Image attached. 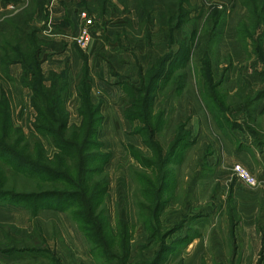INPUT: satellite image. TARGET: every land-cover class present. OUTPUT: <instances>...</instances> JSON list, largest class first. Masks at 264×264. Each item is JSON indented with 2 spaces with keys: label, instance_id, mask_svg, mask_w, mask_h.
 Returning a JSON list of instances; mask_svg holds the SVG:
<instances>
[{
  "label": "rangeland",
  "instance_id": "374dc122",
  "mask_svg": "<svg viewBox=\"0 0 264 264\" xmlns=\"http://www.w3.org/2000/svg\"><path fill=\"white\" fill-rule=\"evenodd\" d=\"M41 1L42 0H23L17 7L9 9L8 11L4 10L5 12H3V14L0 13V45L5 38L11 40V37H14L15 34L17 35L14 29L8 30L10 28H6V30H4L5 27H13V25L16 24L20 29L17 35L19 43L20 45H24L28 41L30 32L34 27L37 28L38 26L36 25L37 15L40 14L41 16H39L41 19L42 17L46 20L49 19L51 11L46 4L48 0H44V5L39 4ZM97 1L100 7L103 8L107 0ZM122 1H124V3L127 2V9H129V6L132 4L136 6V9H139L136 4H141L145 0ZM169 1L171 3V1L174 2L175 0H164V3L169 4ZM233 3L234 0H230L229 2L224 0H189L184 4L188 16L190 15V17L194 19V21L186 23L193 25L196 30L193 39L194 53L190 52V60L178 64L181 68L173 74L174 76L180 75L186 70V67L189 66V70L193 74V80L188 85L189 88L191 86V95H187V86H184V90L179 95H173V92L171 94L170 90L167 88L163 89V99L161 102L164 101L163 107L166 106L165 109L169 106L170 118L172 117V122H175L173 131L179 122H187L186 127L191 131L190 140H192V142L188 145L182 144L180 146V158L175 163L174 167H171L172 176L169 175V186L162 193V198L167 199L163 207V212L167 209V211L164 212V219L167 220V223H163L164 225L161 233L165 232V229L178 224L177 226H180V230L171 234V236L169 235L166 241L168 243L175 242V240L182 236L190 240L189 242L186 241L185 246L184 244L179 245L176 252L170 256L169 261L173 259V261L179 262V259H181L183 264H264V160L260 157V154H264V26L258 25L255 21H250L252 17H250L248 9L241 4H235L233 10H231ZM212 5H226L231 10L226 19L228 22L227 29L223 33V36L218 38L214 44L210 43V32L213 26V20L210 18V12L212 10L210 6ZM152 6L160 7L159 5ZM143 7H141V9L145 11ZM86 11L89 14L91 9H86ZM152 12L147 16L145 15V24L151 20L150 17L158 20V13L156 11ZM168 13L170 14V12ZM152 15H155V17ZM256 24L258 25V29H254V38L256 42L253 41L254 39H246V47L242 46V44L238 42L236 36L237 29L240 28L243 34L249 32L253 33V28H255ZM58 25L59 24L56 26ZM51 30L54 29L52 28ZM5 31L7 32L6 34H4ZM230 31H232L233 40L235 41L234 45L236 44L238 50H234V46L226 48V36ZM43 45L44 43L39 47ZM20 50V52H26L29 49H25L24 47ZM207 51L211 53V55H209L210 64L208 68L212 77L205 81L203 75L205 74L204 67L207 68V66L204 65ZM236 52H238V54H236ZM7 55L12 56V54ZM43 55L41 51L37 54V59L39 61L41 60V62L43 58H47L46 54ZM55 58L61 62V65L57 60L56 63L49 61L44 65L61 67L69 64L71 68L75 66L72 56L66 55ZM41 65L43 66V63H41ZM206 83L209 89L219 83V86L215 87H217L219 91L220 95L217 94V96L218 99L222 101L221 104L225 108L224 112H218L217 115H213L210 113V109L208 110L206 104L201 101L200 92L204 84L206 86ZM167 86L170 89L172 88V85L169 83ZM2 87L0 83V89H2ZM5 89L6 88H4V91ZM167 97H170V100L167 99ZM12 100L13 102H10L13 125L16 128H21L24 135L28 137L30 134H28L24 128L17 125L18 104L14 99ZM167 101L169 102L168 105L166 103ZM164 119L165 123L162 126L163 130L158 132L155 136L152 134L151 137H155V141L160 144L162 152L165 155V151L172 140L173 133H171L172 129L169 127V119L167 117ZM218 120L220 121L221 130H225V136L228 138V141H231L234 147H232L233 150H230L229 157L227 158H225L224 154H221V157L219 155L220 151L222 152L223 149L219 140L220 136L217 133L218 128L213 123L215 122L218 124ZM172 122L170 125H172ZM140 127H142V122L136 126V129ZM148 135L149 134H147V137ZM238 136L245 138L244 140L250 143V145L247 143L240 144ZM41 141L43 143V140ZM20 147L23 148V146ZM44 147L46 148L45 145ZM1 148L2 147H0V149ZM235 149L238 151H248L252 154L253 165L250 166V168L246 167L241 162H237L239 159L238 157L232 159L233 155H237ZM18 150L24 155L27 154V152L22 149L18 148ZM46 151L50 158L57 152V150L51 146L46 148ZM215 154L217 155L214 156ZM16 155H19V158L18 156H14L15 160L24 163V161L20 159L22 156L20 154ZM213 157L215 159L218 158V161ZM208 160H211L213 163L210 161L208 162ZM125 163L126 162L123 161L121 162V164ZM238 163L244 165L257 178L258 184L256 186L245 185L237 178L233 168ZM4 168L6 174L3 175L4 178H0V182L8 192H27L37 189L33 181L27 183L26 179L17 177L13 175L12 172H9V170H7L10 169L9 167L4 166ZM124 168L125 166H120L112 169L113 185L111 183V186L110 184L107 186V191L109 190V192L112 193V199L109 208L107 205L106 207L112 219L115 208L119 210L117 200L119 204L126 206L129 203L127 202L125 204L123 200L125 196L123 193L127 196L131 186L137 187V183L135 182L128 186L125 191H122L123 193L117 190L119 188H117L119 185L117 183V177L122 176L121 172ZM158 177V175L152 177L155 180L154 188H157L159 184ZM2 180H5V182ZM21 182L26 183L23 184ZM237 182H240V184H238L240 190L243 192L241 197H243L248 204L256 203L255 226L248 225L249 223L246 221V218L249 217V215L243 214L239 209L240 206L238 207V197L236 196ZM47 187L52 188L50 184L45 183H42L39 188L43 189ZM134 192L135 187L131 188L132 195ZM245 192L248 194H245ZM130 199L135 202L134 195ZM129 202L132 203L131 201ZM170 203L171 206L169 205ZM131 205L132 204L128 205L127 208H130ZM10 210L13 212L17 211L12 207ZM132 210L133 219H135V217L138 216L137 211L135 210L134 212V207ZM206 210L210 213H204ZM66 216L72 223L70 231L73 236L71 239L73 244L69 242L70 239H67V241L64 240L61 228L55 219L46 221L41 213L36 216L34 220L30 216V221L26 213H19V225L14 226L19 229L18 236L28 235V228L32 229V234L36 228H38L37 235L34 236L35 239H27V242L31 244V241L40 240L41 242L36 245V248L42 249L47 247L50 251L43 255H34L33 253L24 255L18 254L19 257L10 262L4 261L0 255V264H80V261H83L80 258L84 259V263L81 264H101L102 261L104 262V254L103 257L100 254L102 251L96 250V255L91 252V247L89 246H93V241L95 240L89 237L87 242L84 238H87V233L78 223L72 220L68 212ZM136 218L138 219V217ZM22 220H27V223L24 222L25 224L21 225L20 223ZM234 221L236 222L233 226L232 223ZM153 225L159 228L158 224H155V222ZM112 228L111 231L115 235L116 232ZM136 228L137 227L134 226L135 235L137 233ZM94 231L97 232V228H95ZM4 232H8L11 237L15 236L10 228L2 227L0 229V246H12V244L10 245L7 241ZM63 232H65L67 238H69L68 234L70 233L68 231ZM135 237H133L134 240H137ZM192 241L194 242L193 245H190L185 252L184 249L191 244ZM115 242L116 247H118L116 238ZM138 242L139 240L134 242V245L136 246ZM152 242L158 244L159 241L154 240L151 241V243ZM202 243L203 245H201ZM56 250H58L64 261H62ZM149 252L151 253L146 252V254L148 253V256L152 255V250H149ZM4 258H7V256ZM172 262L170 264H172Z\"/></svg>",
  "mask_w": 264,
  "mask_h": 264
},
{
  "label": "trees",
  "instance_id": "16d2710c",
  "mask_svg": "<svg viewBox=\"0 0 264 264\" xmlns=\"http://www.w3.org/2000/svg\"><path fill=\"white\" fill-rule=\"evenodd\" d=\"M3 1L6 4L12 3L15 7L23 2V0ZM188 1L175 0L171 3L169 1L167 4L164 3V0H145L141 3L142 5L136 4L139 9L144 6L146 16L155 9L152 5H159L160 7L156 8L158 9L157 21L161 25L169 27L170 42L175 43L177 41L179 45L177 53L169 52L157 58L146 73L142 75L140 87L134 85L126 87L130 97V108L126 110V117L132 122H142L144 128L140 127L138 130L142 128L141 130L145 134V143L153 152L152 156H148L137 148L132 151V154L142 165L140 170L134 169L132 172L134 181L137 183L133 194L134 205L139 222L142 221L141 223L145 225L149 237L153 241L158 240V244L152 242L138 245L135 249L132 248L131 241L134 237L135 226L132 216L128 220L118 217L115 235L111 231V217L105 203L108 174L104 168V163L109 155L100 150L102 144L96 138V132L103 121V115L100 106L91 100V83L88 81L87 72H84V76L77 87L81 98L80 113L83 120L80 126H69V112L66 108L68 78L64 72L51 71L45 74L41 60L37 59V54L40 53L42 47H39L41 44L44 43V45L55 49L60 44H56V41L53 40L41 38L38 34V28L34 27L28 35V41L24 45H20L17 37L20 29L16 24L4 29H14L17 35L11 37V40L5 38L0 45V66L3 75H6L8 74V67L12 64L17 62L23 64L21 83L32 91L31 103L36 110L37 117L34 122L35 131L32 130L30 135L26 137L21 128L14 127L11 118V102L7 94L3 92L0 99V147H2L0 149V178L6 174L4 166H7L11 169L7 170L13 175L26 179L27 183L33 181L37 189L27 192H8L0 182V208L21 207L28 210L33 219L41 214L44 209L68 212L72 220L87 233V240L89 237L95 240L93 246H90L91 252L96 255V250L102 251L100 253L102 257L104 254V262L102 261V263L105 264H170L173 261V259L169 261L170 256L176 252L179 245L184 244L185 246L186 241L189 242L190 239L182 236L175 242L168 243L166 241L169 235L171 236L180 230L178 224L161 233L164 224L160 216L167 202L166 198H162V193L169 186V175L172 176V163L180 158V146L192 142L190 140L191 131L186 127L187 122H179L174 128L173 138L164 155L160 144L151 137L152 134L163 130L164 112L161 110L156 116H153L151 107L158 91L168 88L173 91L174 95H179L187 86L186 70L180 75H176L177 78L173 73L180 70L181 67L178 64L190 60V52L194 53L195 28L189 41L181 34L182 26L194 21L190 15L188 16V12L184 8V4ZM44 3L42 0L39 4L44 5ZM235 4H241L248 9L249 15L252 17L250 21H255L258 25L264 26V0H234L231 10ZM210 9H212L210 18L213 20L210 43L214 44L227 29L228 22L226 19L231 10L226 5H212ZM5 11L0 13L3 14ZM257 24L253 28V33L243 34L240 28L237 29L236 36L242 46L247 45L246 39H254L253 41L256 42L254 29H258ZM175 31H177V38L174 35ZM6 33L5 31L4 34ZM23 46L29 50L20 52V49L24 48ZM208 51L204 62V65L207 66V68L204 67L205 81L212 77L208 68L211 53ZM7 54H12V56ZM169 62L170 64H168ZM83 66L86 70L87 65L84 64ZM168 83L172 85L171 89L167 86ZM215 86L218 87L219 83L211 89L207 88L206 83L200 92L201 101L206 104L213 115H217L218 112L222 113L225 109L221 104L222 101L218 99L219 91ZM219 122L218 120V124ZM147 134H149L148 137ZM40 136L46 139L48 145L57 150L52 158L47 155L48 152ZM18 148L26 151L27 154H22ZM16 154L22 156L20 159L24 163L15 160L14 156L19 158V155ZM147 169H151L152 173H148ZM157 175L159 176V184L157 188H154L155 180L152 177ZM2 181L5 182V180ZM21 183L25 184L26 182ZM42 183L50 184L52 188L40 189ZM154 222L158 224V229L153 225ZM235 222L232 223L233 226ZM95 228H97V232L94 231ZM37 231L38 228L33 234L16 237H11L8 232H4L7 241L12 246H0V252L11 261L19 257L18 254L43 255L48 253L50 250L46 246L48 250L36 248V245L40 244V240L31 241V244L27 242V239H35L34 236L37 235ZM115 238L118 247H116ZM149 250L154 251L150 256L146 254ZM172 264L183 263L179 259V262L174 260Z\"/></svg>",
  "mask_w": 264,
  "mask_h": 264
},
{
  "label": "crops",
  "instance_id": "0c3cea01",
  "mask_svg": "<svg viewBox=\"0 0 264 264\" xmlns=\"http://www.w3.org/2000/svg\"><path fill=\"white\" fill-rule=\"evenodd\" d=\"M224 1L229 2L230 0ZM46 4L50 8L51 13L48 20L44 17L41 19L40 14V16L37 15L36 25H38V34L43 39L54 40L61 46L59 45L56 49L46 45L41 47L40 51L42 54L47 55L46 59H42V69L45 74H48L51 71L59 73L64 72L68 78L69 86L66 95V108L69 112V126H80L82 123L83 116L80 113L81 98L78 94L77 87L84 76V72H87L89 77L88 81L91 83V100L93 103L100 106L101 114L103 115V121L97 129L96 138L102 144L100 150L109 155L104 163L105 171L108 174V184L111 186L112 183L113 185L114 180L112 176V169L114 167L125 166L124 170L121 172L122 176L117 177V183L119 184L117 186V188L119 187L117 190H120L121 192L125 191L128 186L136 182L134 181V176L132 174L133 170H140L142 168V165L132 154V151L137 148L148 156L153 155L152 150L145 143V134L141 130L144 126L142 125L140 130L136 129V126L141 123V121L132 122L126 117V110L130 108V97L126 87L131 85L140 87L142 85V74L146 73L147 69L152 66L157 58L169 52L177 53L179 50L178 42H170L168 35L169 27L167 25H161L160 23H157L156 18L154 19L151 17V20L145 24L146 12L143 9H136L134 4L130 5L131 7L129 6V9H127V2L124 3L122 0H107L103 8L100 7L97 0H48ZM13 8H15L14 4H6L3 0H0V12ZM89 8L91 11L88 14L86 9ZM154 8L155 10H153V12L156 11L158 13V9H156L158 7ZM152 16L155 17V15ZM57 24L59 25L56 26ZM85 27L90 28V31L92 32L91 38L86 46H80L76 42V37ZM52 28L54 30H51ZM193 30V25L186 24L182 27L181 34L187 38V41H189L192 37ZM174 35L177 38V31L174 32ZM234 42L232 31H230L226 36V48L234 46V50H238L236 48V44L234 45ZM236 54H238V52H236ZM66 55L72 56L75 62V66L73 68H71L69 64L61 67L44 65L49 61L52 63H56L58 61L61 65V62L55 57ZM84 64L87 65L86 70H84ZM168 64H170V62ZM23 70V64L21 62H17L8 67V74L3 75V71L0 66V83L3 86L2 89H0V99L3 92H6L11 102H13L12 99L17 102V120H14L17 121L18 126H21L28 134H30L32 130L35 131L34 122L36 121L37 113L31 103L32 91L29 88L24 87L21 83ZM186 72L187 95H191V86L189 88L188 85L193 80V74L189 70V66L186 67ZM4 88H6L5 91ZM172 92L173 91H170L171 94ZM162 99L163 91L161 90L157 92L152 102V114L153 116H156L161 110H163L162 112H164V116L169 119V127L172 129L171 133H173V126L175 122L173 123L171 120L172 117L170 118L169 106L166 109V106L163 107L164 101L161 102ZM167 99L170 100V97H167ZM166 103L168 105L169 102L167 101ZM171 122L172 125H170ZM213 123L218 128L217 133L220 136L219 140L223 149L222 152L220 151L219 155L221 157V154H224L225 158H227L229 157L230 150H233V144L231 141H228V138L225 136L226 132L225 130H221L220 124L215 122ZM150 134H152L151 131ZM157 134L158 132L154 133L153 136ZM238 138L240 140V144L247 143L250 145V143L244 140L245 138L241 136H238ZM42 140L46 148L50 147L46 139L42 137ZM153 140H155V137ZM235 152L237 155H233L232 159H236L238 157L239 159L237 162H241L249 168L253 165V156L248 151H238L235 149ZM216 155L217 154L214 156ZM260 157L264 160V154H260ZM215 160L218 161V158ZM122 161L126 163L121 164ZM209 161L211 162V160H208V162ZM176 162H173L171 167H174ZM147 172L150 174L152 173L151 169H147ZM238 183L240 184V182H237L236 185L238 207L240 206L239 209L243 214L249 215V217L246 218V221L249 223L248 225L255 226V213L257 209L256 203L248 204V202L241 197L243 192L240 190ZM133 187L136 188V186H131V188ZM131 188L128 191L127 196L122 192L125 196L124 198L122 197L125 204L127 202L129 204L124 206L123 204H119V201L116 199L119 210H116L115 208L113 219L111 218L112 229L115 232L117 216L124 220H128L129 218L131 219V216L133 218V207L134 212L136 210L134 202L130 199L133 196ZM245 194L248 193L245 192ZM105 197V203L109 208L111 205L110 201L112 199V193L109 192V190L106 191ZM130 204H132L133 207L131 205L128 209L127 206ZM169 205L171 206V203ZM11 207L17 211L13 212L10 210ZM165 211H167V209H165L164 212ZM164 212L162 211L161 220L162 223L166 224L167 220L164 219ZM19 213H26L29 216V220L31 219L30 212L24 208L17 206L0 208V229L2 227L10 228L14 235L18 236L19 229L14 226L19 225ZM41 213L46 221L55 219L61 228L64 240L67 241V239H70V241H68L73 244L71 241L73 236L70 231L72 223L66 216L67 212L44 209ZM204 213L209 214L210 212L206 210ZM136 217L134 219V223L137 227V233L136 235L134 234V237L136 236L135 238H137L139 242L135 246L134 242L137 240H134L133 238L131 241L132 248H134V246L136 248L138 245L149 244L153 241L148 236L145 225L139 222ZM24 222L27 223V220H22L20 224H25ZM63 231H68L71 234H68L69 238H67L65 232ZM28 232L29 234H32V229L28 228L27 233ZM84 238L88 242L87 238ZM193 243L194 242L192 241V243L189 244L184 251L186 252L188 247L193 245ZM201 245H203V243ZM56 252L61 257L62 261H64L58 250H56ZM147 252L151 253L149 251ZM153 253L154 251L152 250V254ZM0 255L4 261H11L4 258L5 255L3 253ZM80 259L83 260L80 261V264L84 263V259Z\"/></svg>",
  "mask_w": 264,
  "mask_h": 264
},
{
  "label": "built area",
  "instance_id": "2783aa9c",
  "mask_svg": "<svg viewBox=\"0 0 264 264\" xmlns=\"http://www.w3.org/2000/svg\"><path fill=\"white\" fill-rule=\"evenodd\" d=\"M90 28L85 27L81 33L77 36V42L80 46H86L91 38ZM234 173L237 178L248 186H256L258 184L257 178L242 164L238 163L234 166Z\"/></svg>",
  "mask_w": 264,
  "mask_h": 264
}]
</instances>
